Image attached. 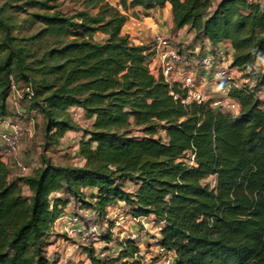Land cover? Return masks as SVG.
I'll use <instances>...</instances> for the list:
<instances>
[{
	"label": "trees",
	"instance_id": "16d2710c",
	"mask_svg": "<svg viewBox=\"0 0 264 264\" xmlns=\"http://www.w3.org/2000/svg\"><path fill=\"white\" fill-rule=\"evenodd\" d=\"M58 1L65 0L9 7L12 13L36 9L30 17L38 29L30 36H19L23 25L5 13L8 4L0 7V117L8 114L12 88L25 83L26 108L42 118L47 151L80 130L69 113L77 107L90 122L78 143L83 165L59 166L42 157L29 175L11 177L0 156V264H57L49 239L71 199L98 216L123 202L126 214L153 219L159 224L154 239L173 254L172 264H264V100L257 97L264 88V6L69 0L75 8L64 13ZM166 4L174 30L186 27L212 48L231 44L232 67L255 82L230 89L238 114L214 110L210 102L182 105L181 90L151 73L149 48L122 33L128 11ZM211 177L213 186L204 183ZM126 182L134 191L125 190ZM87 189L94 190L89 199ZM112 237H101L104 251ZM86 252L91 264H142L130 240L119 243L114 259H99L92 246Z\"/></svg>",
	"mask_w": 264,
	"mask_h": 264
},
{
	"label": "built area",
	"instance_id": "2783aa9c",
	"mask_svg": "<svg viewBox=\"0 0 264 264\" xmlns=\"http://www.w3.org/2000/svg\"><path fill=\"white\" fill-rule=\"evenodd\" d=\"M250 2L259 3V0H248ZM132 26H139V19L130 21ZM202 48L192 45V39L179 36H164L156 34L150 44L149 54L153 58L148 61V66L151 73L157 78H162L165 83L170 86H177L181 90L182 95L179 97L182 105L203 104L210 102V107L214 110L236 115L239 113V104L230 98L229 91L232 87L242 88L249 87L246 81L236 83V77H241L244 72L239 71L236 67H232L233 49L229 42H223L215 47L205 49L201 53ZM251 86L252 88L255 85ZM250 88V87H249ZM212 95H220L212 98ZM257 97L261 99L258 96ZM178 99V96H175ZM74 111V110H73ZM72 112V111H71ZM75 112H78L77 110ZM25 131L12 124L6 117H0V156L2 160L9 164L12 159L18 156V149L24 137ZM194 159L190 155V163ZM28 168L21 167L22 174H26ZM87 217L80 215L63 214L57 219V222L64 223L63 236L59 241H62V251L65 248V254L57 256V264H75L72 256L76 253L82 254L88 264H91L86 248L94 247L96 256L105 261L110 258L106 256L104 247H98L102 236L109 233L114 234L115 227L119 222H130L131 224L147 229L148 225H155L159 228V224L149 218H134L127 214V217L113 215L110 220L109 215L98 216L94 211ZM108 219L113 222L112 229L107 226ZM118 221V222H117ZM102 223V224H101ZM54 224V225H55ZM112 224V225H113ZM121 224V223H120ZM126 224V223H125ZM61 225V224H60ZM107 229H102L101 226ZM142 236L135 232H131L124 237L121 242L130 240L138 249L135 254L142 264H172L174 256L167 252L159 245L156 239H153L151 244L147 245L145 252H142L140 245L145 241ZM118 253L114 254L117 256ZM114 258V257H113ZM114 264V263H111Z\"/></svg>",
	"mask_w": 264,
	"mask_h": 264
},
{
	"label": "rangeland",
	"instance_id": "374dc122",
	"mask_svg": "<svg viewBox=\"0 0 264 264\" xmlns=\"http://www.w3.org/2000/svg\"><path fill=\"white\" fill-rule=\"evenodd\" d=\"M26 1L27 0H0V7L3 6L4 4H6V5L8 4V6L5 7L6 8L5 13L7 15L13 16V23L16 24V26L17 25H23V27L21 28L22 33L20 32L21 34L19 36H22V35L23 36H30L31 34L35 33L38 29V25L30 17V14L36 13V9L24 8L25 12H21V13H12L11 10L9 9V7L22 6L23 3ZM215 2H217V0H215ZM259 4L264 6V0H259ZM54 5H56L64 13H71L73 11V9L75 8V5L73 3H71L69 0L58 1V2H55ZM23 21H26V23L23 24L24 23ZM96 39L100 40V36H97ZM191 39H192V45L199 47L200 43H195V37H192ZM155 78H157V77L155 76ZM235 79H236V83H238V84L243 80L246 81L247 85L250 88H252L251 86L254 84L253 83L254 80L252 79V77L250 75L246 76L245 73H243V75L241 77H236ZM16 90L19 91V96L21 98L20 104H22L23 106L26 107L25 103L27 104V101H28V99L26 98V93H28V86L25 83H18V84H16ZM257 93H258V96L262 100H264V88H260L259 90H257ZM217 96H220V95H215V96L212 95V98L213 97L217 98ZM73 110L74 109L69 110L71 119L79 127L80 130L68 132L66 134V136L63 138V140L61 141V144L59 146L49 148L47 151H43V135H42V123L43 122H42V118L39 115V113L37 112L34 115L31 114V116H30V114L27 113L29 116L26 119H23L21 116L16 115V117L23 119L25 121V123H27V125H29L31 123V121L33 122L32 123L33 132L31 133V136H25V134H24V137H23L22 142L20 144V147L18 149L19 157L21 155L24 157V163L21 164V167L26 166L28 168L27 165L34 163L36 165V167L38 168L40 166L42 157L49 159L53 164L59 165V166H81V165H83V161L78 154V143H79V140L83 134L82 130L89 129L90 122L84 116V113L82 111L80 112L79 110H77L78 112H75L76 110H74V111ZM18 128L23 130L27 127H26V124H24V125H20ZM134 135L141 136L142 134L140 131L136 130V131H134ZM158 136L164 137V132L162 130H159ZM30 169L31 170L29 171V169H28L26 173L30 174L31 172L34 171V167H31ZM204 183H207V184H210L211 186H213L215 183V180L213 177H211L208 180H206ZM124 187H125L126 191H130V192L134 191V189H135L134 184L132 182H126L124 184ZM23 191H24L25 195L29 194L28 190L26 188H24ZM86 196L88 198L89 195L87 194ZM56 197H64L65 198L66 196L60 194V196H56ZM127 210H128L127 208L126 209L125 208H119L118 206H116L110 210L108 209L107 214L109 215L110 220L112 219L113 215L123 216L124 218H126L127 217V214H126ZM87 211H89V210L80 209L79 204L75 203L71 199L69 205H67L66 208L63 210V215L68 216V215H73V214L77 215L78 214V215H80V217L83 218V216L87 217L88 215H90V213ZM109 219L107 222L108 227H110L111 224H113V222L111 223V221ZM125 223L119 222V224L114 229V234L112 235L113 236L112 242L108 245L109 250L104 251L106 256L107 255L110 256V258H108V259H114L117 257V256H114V254H116V251L119 247V243H121L122 239H124V237L129 235L131 232H135L138 235L142 236L141 238L145 239V241L140 245V249H142V252H145L146 249H148L147 245L151 244L153 239L156 238V235L158 234V228L155 225H148V222H147V229H145V230H143V227L142 226L140 227V225L135 226V225L131 224L130 222H125ZM113 226H114V224H113ZM101 228L104 230L107 229V228H105V226H101ZM62 230H64V225L62 226ZM52 236L53 235L51 234V237ZM62 237H64L63 232L62 233L60 232V234L58 236H56L57 240H58V238L61 239ZM49 240H51V239H49ZM58 243L59 244L52 246L50 251H48V253H50V255H49L50 257L56 256V255L62 256L65 254V252H64L65 248H64V251H62V248L60 250L58 249L59 247L63 246L61 244L62 241H59ZM97 246L100 248L104 247L103 243L101 241L97 244ZM72 259H73L75 264H88L85 262H80V259H84V258L82 256V254H79L77 251L72 256ZM61 264H64V263L61 262ZM114 264H122V261L114 262Z\"/></svg>",
	"mask_w": 264,
	"mask_h": 264
},
{
	"label": "crops",
	"instance_id": "0c3cea01",
	"mask_svg": "<svg viewBox=\"0 0 264 264\" xmlns=\"http://www.w3.org/2000/svg\"><path fill=\"white\" fill-rule=\"evenodd\" d=\"M109 3L113 6H118V3L120 0H108ZM215 2V0H213ZM218 1V0H217ZM128 20L126 24L124 25L122 29V33L127 35L129 37V40L131 41L132 44L136 46L144 45L147 46L148 48L150 47V44L153 40V37L156 34H161L164 36H179L181 37H187V38H192L194 37V32L189 31L186 27L180 30H174L173 29V21H172V13H171V7L169 4H166L164 8H159V7H154L149 10H144L140 7L132 9L127 12ZM132 19H139L140 24L139 26H132L130 21ZM195 43H200V47L202 48L201 53L205 52V49L211 48V45L207 41V39L203 38L200 40L195 39ZM230 44V43H229ZM153 58L152 54L149 56V60ZM148 60V61H149ZM21 98L19 96V91L16 90V86L12 88L9 97L6 102V108H7V116L6 118L12 123L16 124L18 127L20 125L26 124L25 129V136H31V133L33 132L32 129V121L29 125L25 123L23 119L28 118V114H35V111L29 112L25 106L20 104ZM23 103V102H22ZM26 105V103H25ZM70 109L74 110H79L77 107H72ZM69 109V110H70ZM81 112V110H79ZM28 113V114H27ZM16 115L21 116L23 119H20L16 117ZM66 136V135H65ZM24 141V140H23ZM19 155L12 159L11 162L9 163V170H10V176L11 177H21L24 175H29L28 173L22 174L21 172V164L24 163V157ZM20 158V159H19ZM29 171L31 170V167H34V170L37 168L34 163H31L30 165H27ZM86 194H91L94 193V190L92 189H87L85 190ZM56 196H60V194H56ZM71 205V204H70ZM118 206L119 208H128L127 205H125L123 202H118L117 204L113 205L112 207L109 208L112 209L113 207ZM61 224V225H59ZM64 223L57 222L51 231V234L54 236L50 237V245L48 247V251L52 248V246L59 244V238L57 240L56 236L62 233V226ZM56 241V242H55ZM54 243V244H53ZM84 258V256H83ZM80 262H85L87 261L85 259H80Z\"/></svg>",
	"mask_w": 264,
	"mask_h": 264
}]
</instances>
